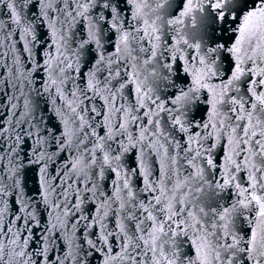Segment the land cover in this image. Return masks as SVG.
<instances>
[{"label": "water", "instance_id": "1", "mask_svg": "<svg viewBox=\"0 0 264 264\" xmlns=\"http://www.w3.org/2000/svg\"><path fill=\"white\" fill-rule=\"evenodd\" d=\"M192 31L146 34L129 0L0 3V264H167L196 254L190 213L207 264H264L229 247L264 197V57L177 99L215 47Z\"/></svg>", "mask_w": 264, "mask_h": 264}, {"label": "snow or ice", "instance_id": "2", "mask_svg": "<svg viewBox=\"0 0 264 264\" xmlns=\"http://www.w3.org/2000/svg\"><path fill=\"white\" fill-rule=\"evenodd\" d=\"M2 2L3 0H0V3ZM129 3L133 8V19L143 21L146 34L148 29L155 33L160 31L161 26L171 29L175 25L183 26L187 22L193 30L191 33L193 44H189L187 39L178 34L184 44L197 49H202L206 43L215 45L208 48V51L201 56L198 69L190 70L185 67V73H190L192 76L191 86L187 92L181 91L177 99L183 98L186 102H190L196 98V94L201 89L205 88H209L211 93L212 89L205 81L220 71V65L217 64V58L220 56L228 61L227 70L231 71L228 84L240 79L244 71L242 64L246 60L255 63L253 55L249 53L264 57V0H156L154 4H149L147 0H138L135 3L129 0ZM7 7L12 9L14 6L9 3ZM104 7L107 8L108 5L105 4ZM145 9H149L150 12H145ZM112 11L115 20L116 9L113 8ZM122 38L126 39V34ZM209 103H215V97L211 94ZM259 103L264 104V99H259ZM175 123L179 124L180 120L177 119ZM250 180L252 181L250 187L254 188L255 178L250 176ZM253 201L257 205V213L256 224L251 227V238L245 242L244 248H239V238L234 237L236 243L229 247L235 248L238 253L247 252L248 260L259 261L264 258V197L252 194L251 200L245 197L239 203L241 207L247 208ZM228 211L225 209L220 219H225ZM189 216L191 223L182 222L184 228L180 231L187 235V228L193 230L194 238H189L192 239V247L195 248L196 254L195 256L186 254L174 244L172 251L166 256L167 264H207L204 238L195 234L200 221L192 213Z\"/></svg>", "mask_w": 264, "mask_h": 264}]
</instances>
